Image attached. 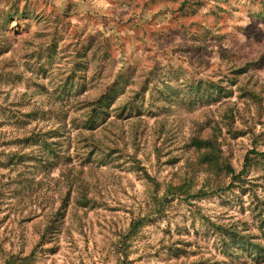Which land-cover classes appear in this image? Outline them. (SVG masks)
I'll list each match as a JSON object with an SVG mask.
<instances>
[{
	"label": "rangeland",
	"instance_id": "374dc122",
	"mask_svg": "<svg viewBox=\"0 0 264 264\" xmlns=\"http://www.w3.org/2000/svg\"><path fill=\"white\" fill-rule=\"evenodd\" d=\"M24 258L264 264V0H0V264Z\"/></svg>",
	"mask_w": 264,
	"mask_h": 264
},
{
	"label": "trees",
	"instance_id": "16d2710c",
	"mask_svg": "<svg viewBox=\"0 0 264 264\" xmlns=\"http://www.w3.org/2000/svg\"><path fill=\"white\" fill-rule=\"evenodd\" d=\"M110 92H111L110 89L105 87L103 92L96 98V101H94L95 102L94 105H96L97 107L96 106L93 107L92 111H90L87 114V116H88L87 125L91 131L96 130L95 121L98 118V111H99V109H101L103 107L104 101L108 97V94ZM193 146L196 147V149L198 151L204 152L202 157H203V159L206 160V162H212L213 161L211 159V157H213L216 154L215 151L217 150V147L212 141L203 140L202 138L196 137L193 141ZM93 148H94V151H92V153H91L92 155L96 152L95 150H97L98 147L95 146ZM226 168H227L226 169L227 174L231 175L233 178H237V175H235V170L231 166H227ZM243 172H245V171H243ZM19 260L22 261L21 264H25V261L27 260V258L19 259ZM6 264H12V263L8 262Z\"/></svg>",
	"mask_w": 264,
	"mask_h": 264
}]
</instances>
